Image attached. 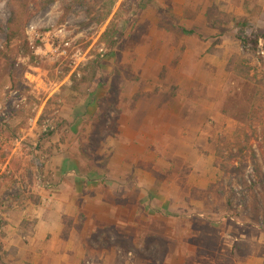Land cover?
<instances>
[{
    "label": "rangeland",
    "instance_id": "rangeland-1",
    "mask_svg": "<svg viewBox=\"0 0 264 264\" xmlns=\"http://www.w3.org/2000/svg\"><path fill=\"white\" fill-rule=\"evenodd\" d=\"M9 2L0 0V51L7 55L8 60H15L26 68L21 82L28 91L19 93L11 90L8 79L0 76V264H147L145 261L156 259L152 246L156 241L152 238L164 234L168 228H174L172 232L175 237L181 236L183 239L188 231L192 236L184 239L185 242L179 248L171 241L168 243L172 253L169 264H183L185 261L186 264H213L210 257L197 255L198 244L191 242L200 235L199 228L194 225L180 234L179 223L151 211L172 215L177 210L188 214L189 207L181 200L183 192L180 187L185 189L191 184L205 189L218 180L219 173L214 168L213 156L200 155L195 147L193 149L190 145V148L182 140L179 141L178 135L185 128L193 134L189 136L192 144L205 146V140L201 137L209 136L212 132L217 134L232 130L233 125L226 120L225 129L222 123H217V104L212 105L211 100L216 98L226 81V58L232 53L250 56L249 51H246L248 47L244 49L235 39L238 27L233 21H244L251 28H264V0H118L109 19L99 26L88 24L82 0H55L36 12L30 6L33 14L24 25V34L34 48L33 54L40 66L38 68L29 66L27 58L14 50H4ZM153 4L160 5L169 13L177 26L194 30L198 37H184L176 30H166L165 25L161 28L159 12ZM112 19L123 35L122 46L108 50L100 36ZM213 20L215 29L210 27ZM217 20L228 24L222 26L217 24ZM217 28L227 30L228 36L219 37ZM261 47L260 41L256 55L263 59L264 64ZM3 60L0 55L1 64ZM95 60L100 61L102 66L96 70L89 86L70 90L71 77L74 74L80 76L76 73L80 68L89 70V62ZM178 62L180 64L176 67ZM249 62L251 66L255 64L253 59ZM114 71H118L117 85L125 86L126 100L133 94V83L141 80V87H136L137 94L143 100L138 117L149 111L157 112L155 104L158 98L162 99L161 93L169 97L174 82H178V90L176 88L173 93L180 103L174 105L172 110L180 112V106L185 104L181 113L186 112L188 118L182 123L178 118L176 122L171 121L174 117L169 114L162 122L154 117L148 122V128L150 126L155 129L156 124L165 123L162 124V130L167 132L169 138L164 148L182 158L185 173L174 184L165 179L158 187V182L153 186L148 185L153 187V191L146 197L144 192L140 194L130 186L125 192V209L129 212L134 203L139 201L142 206L137 218L142 216L143 223L138 226L136 219V225L133 224L136 232L134 228L118 235L100 231L97 235L100 243L95 251L97 254L91 256L86 253L80 260L72 255V248L69 249L70 256H66V245L55 237L56 233H52L51 241H45V228L53 232L54 226L64 222L62 215H53L48 223L44 219L47 214L41 216L40 206L37 207L30 200L32 197L38 198V195L49 200L51 194H57L54 181H49L55 160L73 157L80 162L81 170L90 169L98 176L102 170L99 160L87 162L83 156L100 153L109 155L116 151V147H121L119 138L101 144L94 141L95 150L91 152L83 148L95 109L91 98L99 96V92L104 93L101 90L105 88L103 86H108L105 82L111 79ZM177 77L179 80L175 81ZM156 79L162 80L163 86L157 87L154 82ZM230 85L226 84V89ZM118 101L115 100L117 106ZM111 112L116 111L107 110L105 121L107 125L113 123L114 130L118 120L115 119V113L113 115ZM209 119L210 122L207 121ZM12 130L16 131V135ZM49 133H52L50 137L47 136ZM156 139L159 141L158 137ZM152 141L156 143L155 137ZM142 152L143 160H149L151 164L154 156L146 155L145 150ZM34 158H37L36 164ZM115 171L113 168L111 179L118 182ZM247 173L250 174L249 168ZM116 186L113 183L111 187ZM143 189L149 191L150 188L143 186ZM233 192L236 194L235 203L241 208V215L236 220L220 225V228L215 222L213 228L216 233L212 241L217 244L218 237L220 248L229 249L233 242L248 239L253 257L240 259L237 264H263L264 255L260 257L259 253L262 251L264 236L258 232V224L255 225L248 218L250 195L243 188L233 187ZM37 217L40 220H36ZM24 218L30 223L27 229L20 223ZM172 232L167 231V236H171ZM204 235H207L206 232ZM112 240L116 243L114 254L105 257V249L101 250L102 243L110 245ZM187 251L192 252L193 257ZM186 253L188 258L184 259L183 254Z\"/></svg>",
    "mask_w": 264,
    "mask_h": 264
},
{
    "label": "trees",
    "instance_id": "trees-1",
    "mask_svg": "<svg viewBox=\"0 0 264 264\" xmlns=\"http://www.w3.org/2000/svg\"><path fill=\"white\" fill-rule=\"evenodd\" d=\"M54 1L10 0L9 2V17L6 23L4 50L6 52H12L14 50L16 53L21 54L23 58H27L28 65L33 68L40 66L36 62V56L33 54L34 48L30 45L24 34V25L33 14L30 6L36 12L46 7V5L52 4ZM117 1L82 0L81 4L85 7L88 24L93 23L96 26L104 24L111 16ZM154 6L156 11L158 10L159 12L161 28H164L165 25L166 30H176L184 37L196 38L197 34L194 30H187L184 27L177 26L172 16L166 13L161 6ZM222 21L217 20V24H221L222 26L228 24ZM233 23L238 27L235 39L242 47H245L244 49L248 47L246 51H249L250 56L243 53H232L226 58V81L223 87L217 92L216 98L211 100L212 105L217 104V123H222L224 127L227 121L233 125V128L230 131L224 130L217 134L212 132L209 133V136L201 137L202 140H205V146L192 144L189 136L193 134L187 132L185 128L178 135L179 141L182 140L189 147L190 145L192 148L195 147L197 149L195 150L200 155L213 156L214 168L218 171L219 178L214 183L209 184L205 189H199L191 184H188L185 189L182 186L180 187L181 192H183V197L180 199L187 208L189 207L190 212L188 214L184 211L178 212L177 210L172 215L157 212L158 215L160 214L165 219L179 223L181 227L180 234L184 230H189L194 225L199 228L202 234L200 233L191 242H194V245L198 244L197 255L210 257L213 260V264H237L240 259L253 257L248 239L246 241L240 240L239 242H233L229 249L220 248L218 237L217 244L212 241L216 233V230L213 228L215 222L218 228H220V225L226 224L230 220H236L241 215V208L235 203L236 194L233 192V187L243 188L244 192L249 193L251 204L248 208V218L255 225L258 224V232L264 236V64L263 59L256 55L260 41L262 43L261 51L264 54V28H251L244 21H233ZM210 27L211 29H215L216 25L214 24V20L211 22ZM217 29L219 30V37L228 36L227 30H224V28ZM122 36V33L118 30V25L112 19L101 34L100 40L108 50H113L118 46H122ZM199 39H201L200 35ZM0 55L4 59L2 64L0 63V76L8 79L9 88L19 93L28 91L21 82V76L26 68L17 64L15 60H8L7 55L1 51ZM252 59L255 60L253 66L249 62ZM88 65L90 66L89 70L80 68L76 72L80 76L77 77L74 74L71 77L72 86L70 90L82 89L85 85L89 86V81L95 76L96 70L101 69L102 63L95 60L89 62ZM116 75H118V71L117 73L114 71V74L110 77L111 79L105 82L108 83V86H103L105 88L101 87V91L104 93L99 92V96L91 98L95 109L89 125L90 129L85 137V144H83V148H86L89 152L94 149V141L101 144L106 141L107 137L114 139L116 136L112 132L113 123L107 125L105 121L107 110H113L117 106L115 100H119V106L120 104H125L126 101L125 96L127 91L124 88L125 86L117 85L118 77ZM228 83L231 85L226 89V84ZM175 89L178 90V86L174 84V88L172 89V93L169 94V97L161 93L163 97L162 99L157 97V106L154 103L156 100L153 102L156 106L155 108L164 109L163 106H170L167 108H171L178 104V102L180 103L173 93L176 91ZM142 91H144V88H142ZM154 96L156 97V95ZM28 98L31 101V98ZM136 98L138 97L135 96ZM127 105H129V102H127ZM182 105L180 106L179 114L171 121H175L176 118L182 123H184V120L186 121L188 118L186 112L181 114V110L185 104ZM207 121L210 122V119ZM12 131L16 135V131ZM161 133L151 136V139L147 138L144 145L145 154H152L155 162V164L145 165L144 169L149 171L151 176L156 179L158 182L157 187L165 179L176 182L180 181L181 175L185 173V168L182 166L184 165L182 158L172 150L164 148V144L167 143L166 141L169 137ZM51 135L52 133H49L47 136L50 137ZM154 137L156 143L152 141ZM156 137L159 138V141ZM13 139H16L15 136H13ZM83 157L92 159L93 155H84ZM33 161L35 164L38 162L37 158H34ZM167 166L168 168H166ZM248 168L250 169V174L247 173ZM30 201L36 206L39 204L37 197H32ZM194 208L196 209L193 211ZM7 210H10V208H7ZM20 223L24 229L30 226L26 218L22 219ZM218 228L217 232L219 230ZM173 230L174 228L167 229L169 232ZM167 231H164L162 235L152 238L156 241V244L152 245L156 259L153 258L145 261L147 264H169L172 253L169 251L168 243L171 241L179 248L185 242L184 239L187 240L188 237H192L189 231L183 239L181 236L175 237L173 232L168 237ZM205 232L207 235H204ZM211 241L212 243H210ZM261 248L262 251L259 253L260 257L264 255V244ZM181 253L179 251L180 255ZM188 253L193 257L192 252ZM183 256L180 257L184 259L188 258L187 253L183 254ZM183 264H186V261Z\"/></svg>",
    "mask_w": 264,
    "mask_h": 264
},
{
    "label": "crops",
    "instance_id": "crops-1",
    "mask_svg": "<svg viewBox=\"0 0 264 264\" xmlns=\"http://www.w3.org/2000/svg\"><path fill=\"white\" fill-rule=\"evenodd\" d=\"M173 51L177 50L174 49ZM184 52L187 51L184 50ZM184 52L182 51V54H184ZM179 64L180 62H178L176 67H178ZM133 71L135 70L133 69ZM138 72L139 71H137V73ZM176 79L179 80L178 77L175 78V81H177ZM154 82L155 84L157 83V87L163 86L162 80L156 79ZM174 83L179 86L178 82ZM133 84H135L133 87V94L128 97V101L126 100L125 104H120V106H115L114 109L116 112H111L113 115L115 113V119L117 118L118 120V128L115 126L116 128L113 130L116 135L115 138H108L106 143L114 142L115 139L118 140L121 138V143L118 141L121 147L118 149L116 147V151L109 155L100 153L95 156L93 155L92 159H87V162L90 160H99L98 162L102 169L101 174L95 176L96 173L92 170L90 171V169L81 170L79 161L72 159L73 157H64V159L55 160V168L54 170L52 169L53 172L49 174V181H51V183L54 181L53 185L54 188L57 189V194H51L49 200L45 197L43 199L38 195L39 204L41 205L38 204L37 207L40 206L41 208V216L47 214V217L45 215L44 219H46L48 223L55 214H61L64 219L65 223L62 221L61 224L54 226L53 232H49V228H45V241H51L52 233H56L55 237L66 245L64 248L65 254H67L66 256H70L69 249L71 248L74 249L72 255L76 258H80V260L86 256V253L87 255L95 256L97 254L95 251L100 244L99 237H97L100 231L103 230L112 235H118L126 230L134 228L136 232V219L138 226L143 223L142 216L139 219L137 218L138 213L141 212L140 207L142 204L139 203V201L138 203L133 202V210L131 209L127 212L125 209V206H127V196L125 192H127L130 186L140 194L144 192L145 197L147 194L150 195L153 191V187L150 186H153L157 181L151 176L149 171L144 169V166L150 164V161L143 160L142 150H145L144 145L147 138L151 139V136L158 135L161 132H163L161 134L167 135V132L162 130V124L165 123L161 122L165 120L167 114H169L170 117H175L179 112H174L172 107L167 108L170 106H163L164 109H158L157 112L149 111L138 117V112L143 102L142 97L137 95V88L141 87V80ZM145 85L147 87L148 83ZM135 96L138 98L135 99ZM127 102H129V105H127ZM157 102L156 106L158 104ZM112 114L109 116H112ZM154 117L161 122L155 125V129H152L150 126L148 128V122ZM133 121L134 125L132 126ZM151 163H154V161H151ZM113 168L117 171L116 179L118 182L111 179ZM53 177H56L55 180ZM170 182L174 183L172 180H170ZM113 183H116L117 186L111 187ZM143 186L150 188L149 191H144ZM140 197L138 199H140ZM45 199L47 203H45ZM151 212L157 214V211ZM37 219L40 220L38 217L36 220ZM38 222L39 221H37V223ZM134 223L135 225H133ZM47 227L49 226L47 225ZM35 231L36 229L34 228V234ZM76 239H78L77 242ZM114 245L115 242H113V240L110 245L102 243L101 250L105 249V257L108 254H114Z\"/></svg>",
    "mask_w": 264,
    "mask_h": 264
}]
</instances>
